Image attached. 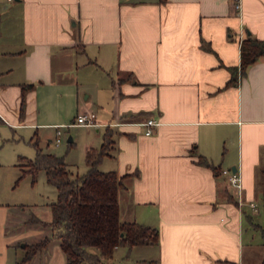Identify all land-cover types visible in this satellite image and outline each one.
<instances>
[{
    "label": "crops",
    "instance_id": "1",
    "mask_svg": "<svg viewBox=\"0 0 264 264\" xmlns=\"http://www.w3.org/2000/svg\"><path fill=\"white\" fill-rule=\"evenodd\" d=\"M236 1L0 0V167L23 173L35 153L22 139L51 152L43 129L57 137L58 127L93 111L97 124H79L98 132L84 143V157L110 125L114 148L100 168L130 174L119 190L120 218L159 229L157 243L119 246L112 259L245 264L249 229L264 227L256 221L264 198V56L227 83L242 40L264 39V0H240V9ZM150 118L157 123L147 134ZM201 155L218 173L198 163ZM224 169L240 174V195ZM55 200L46 217L0 201V264H17L26 244L52 234L33 218L51 220ZM65 262L55 238L24 264Z\"/></svg>",
    "mask_w": 264,
    "mask_h": 264
},
{
    "label": "trees",
    "instance_id": "2",
    "mask_svg": "<svg viewBox=\"0 0 264 264\" xmlns=\"http://www.w3.org/2000/svg\"><path fill=\"white\" fill-rule=\"evenodd\" d=\"M263 56L264 39L249 33L241 42L240 65L230 67L232 76L227 85L237 83L239 77L246 75L249 67ZM32 85L23 86V92ZM115 133L108 125L103 134V143L87 149V170L82 174H73L64 156L45 152L37 141L33 142L36 156L27 160V169L23 170L17 182L25 174L35 178L40 170H45L47 181L57 189V197L51 203V220L33 218V221L51 227L52 234L38 242L26 244V255L17 264L31 260L55 238L60 241L66 254L64 264H82L85 261L89 264H109L119 246L130 249L136 245L159 241L157 227L120 218L119 190L130 174L119 175L115 170L104 171L100 168L103 159L112 155ZM21 158L25 159L24 156ZM198 163L210 166L218 173V167L205 156L201 155ZM260 172L264 176V167ZM262 192L264 194V180ZM262 229L264 231V227ZM260 264H264V259Z\"/></svg>",
    "mask_w": 264,
    "mask_h": 264
},
{
    "label": "rangeland",
    "instance_id": "3",
    "mask_svg": "<svg viewBox=\"0 0 264 264\" xmlns=\"http://www.w3.org/2000/svg\"><path fill=\"white\" fill-rule=\"evenodd\" d=\"M16 37V36H15ZM73 114L70 116L68 123L73 122ZM73 117V118H72ZM62 133L60 134L61 142L56 145L54 140L56 139V130L54 128L43 129L41 133L43 134V141H46L47 136L52 137L53 141L49 142V150L65 157V160L69 163V168L73 174H82L87 170V164L85 162L83 145L85 142L92 140L96 137L98 132L94 127H85L81 125L74 124L68 127H60ZM104 128H100L99 132H103ZM72 136L74 138V143H69L68 139ZM29 137L22 139V146L24 151H33L36 156V148L33 145ZM41 140V143L43 144ZM41 144V145H42ZM46 144V142H45ZM11 145H6L3 147L1 153L8 150L7 148ZM45 148V147H44ZM46 149V148H45ZM44 149V150H45ZM47 150V149H46ZM27 153V152H26ZM30 157L28 154H25ZM35 156H32L35 158ZM19 168V169H18ZM14 166H1L0 167V201L10 202V203H22L26 207V210H33L36 213H40L43 217L49 214L50 207H46L48 203L56 199V188L47 182L45 171H41L38 174L35 181H33V176L31 174H25L22 179L17 183L19 174L22 173L20 167L16 165L15 170L18 174L9 175L8 172H13ZM261 195V194H260ZM257 200L260 203V215L256 217V221L264 225V198L260 196ZM260 216V217H259ZM250 226V223L249 225ZM47 230V229H45ZM251 232V245L246 247L245 251V264H258L262 262L264 256V236L263 230L261 229H249ZM43 235V234H42ZM27 251V250H26ZM119 253V251H118ZM250 254V255H249ZM250 256V258L247 257ZM254 257V258H253ZM82 264H89L85 261ZM109 264H155L150 260L138 261L134 256L131 259L123 261L116 254L115 259L109 260Z\"/></svg>",
    "mask_w": 264,
    "mask_h": 264
},
{
    "label": "built area",
    "instance_id": "4",
    "mask_svg": "<svg viewBox=\"0 0 264 264\" xmlns=\"http://www.w3.org/2000/svg\"><path fill=\"white\" fill-rule=\"evenodd\" d=\"M235 6L237 9L241 8V1L237 0L235 2ZM157 121L153 118H150L146 124L148 126V129L146 131L147 134H150L152 132V129L150 126L156 124ZM72 124H81V125H95L97 124V114L93 111H87V112H82L77 115L75 121ZM62 133L60 127H58L57 130V137H56V143L61 142V137L60 134ZM224 173L227 175V180L229 185L233 186L234 188L237 189L239 192V195L242 192V181H241V176L237 171H233L231 169H224ZM239 203L241 204V198H239ZM251 206L256 208V204L251 202Z\"/></svg>",
    "mask_w": 264,
    "mask_h": 264
},
{
    "label": "water",
    "instance_id": "5",
    "mask_svg": "<svg viewBox=\"0 0 264 264\" xmlns=\"http://www.w3.org/2000/svg\"><path fill=\"white\" fill-rule=\"evenodd\" d=\"M72 140H73V138H71V137L68 139V141H72ZM233 171H235V169H233Z\"/></svg>",
    "mask_w": 264,
    "mask_h": 264
}]
</instances>
